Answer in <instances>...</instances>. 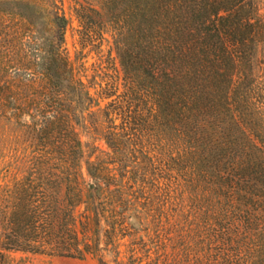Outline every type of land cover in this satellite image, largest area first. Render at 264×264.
<instances>
[{"label": "trees", "instance_id": "obj_1", "mask_svg": "<svg viewBox=\"0 0 264 264\" xmlns=\"http://www.w3.org/2000/svg\"><path fill=\"white\" fill-rule=\"evenodd\" d=\"M261 11L256 0H75L71 61L63 0H0L1 52L15 55L0 122L32 149L0 186V264L11 251L99 258L101 237L116 264L125 237L138 245L127 264H264ZM107 36L121 84L99 55ZM86 49L98 57L89 77ZM87 123L106 151L82 143ZM144 141L160 154L157 180L179 189L152 228L126 192L146 181Z\"/></svg>", "mask_w": 264, "mask_h": 264}, {"label": "rangeland", "instance_id": "obj_2", "mask_svg": "<svg viewBox=\"0 0 264 264\" xmlns=\"http://www.w3.org/2000/svg\"><path fill=\"white\" fill-rule=\"evenodd\" d=\"M256 1L259 3V6L262 9L261 12H263L264 0ZM74 2L75 0H63V9L66 17L69 20V25L65 32L64 48L71 61L75 60L78 52L81 50L78 44V24L72 14V7L74 6ZM107 39L108 42L103 44L101 48L102 52L99 55L102 56L104 60H107L109 62L111 74H113L114 76H118V81L121 84L122 72L120 64L108 36ZM2 46L3 43L1 41L0 81L5 75L4 68L7 59L15 56L5 55L4 53L2 54ZM88 51V49L83 51V55H86V57L83 59V62L88 68L87 76L89 77L92 74L91 66L96 64V60L98 57L96 52ZM101 107H103V104H101ZM77 132L82 143L93 144L101 151L107 150V146L105 144V141L103 140L102 133H95L93 129L90 128L89 123H87L86 128H77ZM143 147L144 151L148 153V158L151 160V166L149 165V163L146 164L145 162V168L148 169L146 181L143 183H135L134 185H131L129 190L126 189V192L128 194H139L138 197L129 195L127 199L130 204H135L136 209L141 213L140 215L143 218H147V223H149L150 228H152V223H156L158 220V209L162 207L163 203L165 204V206H167L168 209H172L173 206L176 205V202L179 198V189H177L174 185H169V187L167 188L165 186L167 182L157 180V176L159 175L158 170L160 167V154L150 142L144 141ZM136 150L140 151L139 146L136 147ZM31 151L32 149L29 147V144L26 141V135L20 127H16L13 124L8 125L0 122V186L5 184V181L9 180V177H11L10 174H13L18 167H21L22 164L20 163V160L24 156L29 155ZM5 175L6 178L4 177ZM20 177L21 175L19 176V178ZM140 193H143V195H141ZM166 193L168 194V196H166ZM152 217H154V220L156 221H152ZM129 220L131 223H134L133 218H130ZM101 226L104 228L103 224H101ZM133 232L134 231H132V233ZM141 235L142 233H139L138 237ZM144 239V241H146L147 238ZM101 241L102 243L100 244V247L102 248V250L100 251L99 258H101L102 261L106 262V264H116V262L114 261L116 254H108L107 252H105V246L103 244V242H105V238L101 237ZM115 244L117 245L116 251L119 253L118 262L122 264L128 263V257L130 255L129 251L131 249L138 248L137 241H134L133 238L128 237L120 240L117 239L115 241ZM111 248V246L107 247V249L109 250H111ZM99 258L89 256L84 260H78L11 251L6 253V260L4 264H99ZM142 264H145V261Z\"/></svg>", "mask_w": 264, "mask_h": 264}]
</instances>
